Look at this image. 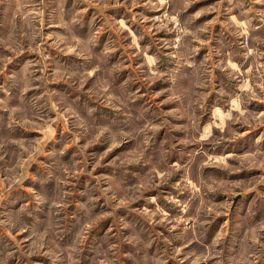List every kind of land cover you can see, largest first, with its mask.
I'll return each mask as SVG.
<instances>
[{
    "label": "rangeland",
    "instance_id": "rangeland-1",
    "mask_svg": "<svg viewBox=\"0 0 264 264\" xmlns=\"http://www.w3.org/2000/svg\"><path fill=\"white\" fill-rule=\"evenodd\" d=\"M0 264H264V0H0Z\"/></svg>",
    "mask_w": 264,
    "mask_h": 264
}]
</instances>
